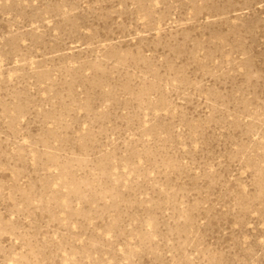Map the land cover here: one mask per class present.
<instances>
[{
  "label": "rangeland",
  "instance_id": "374dc122",
  "mask_svg": "<svg viewBox=\"0 0 264 264\" xmlns=\"http://www.w3.org/2000/svg\"><path fill=\"white\" fill-rule=\"evenodd\" d=\"M0 264H264V0H0Z\"/></svg>",
  "mask_w": 264,
  "mask_h": 264
}]
</instances>
